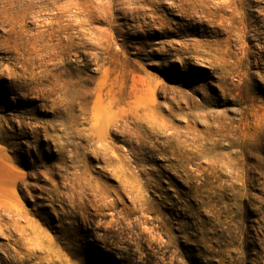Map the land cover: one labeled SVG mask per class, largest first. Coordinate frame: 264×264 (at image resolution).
<instances>
[{
  "label": "rangeland",
  "instance_id": "rangeland-1",
  "mask_svg": "<svg viewBox=\"0 0 264 264\" xmlns=\"http://www.w3.org/2000/svg\"><path fill=\"white\" fill-rule=\"evenodd\" d=\"M0 264H264V0H0Z\"/></svg>",
  "mask_w": 264,
  "mask_h": 264
},
{
  "label": "bare ground",
  "instance_id": "bare-ground-1",
  "mask_svg": "<svg viewBox=\"0 0 264 264\" xmlns=\"http://www.w3.org/2000/svg\"><path fill=\"white\" fill-rule=\"evenodd\" d=\"M19 2V1H18ZM25 8V7H24ZM23 16V15H22ZM5 38H6V36H5Z\"/></svg>",
  "mask_w": 264,
  "mask_h": 264
}]
</instances>
